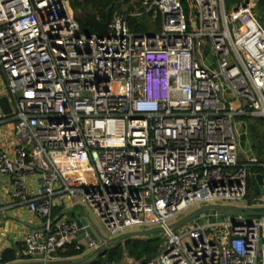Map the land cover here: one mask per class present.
Here are the masks:
<instances>
[{"label": "built area", "instance_id": "2783aa9c", "mask_svg": "<svg viewBox=\"0 0 264 264\" xmlns=\"http://www.w3.org/2000/svg\"><path fill=\"white\" fill-rule=\"evenodd\" d=\"M194 1L187 16L182 0H144L136 14L116 12L106 33L86 34L72 0H0L12 105L0 118V212L23 208L26 222H10L31 228L14 264H50L70 246L105 250L94 217L111 239L163 230L154 259L128 264H264L263 193L252 186L264 164L240 162L236 129L237 118L264 122V22L257 0L230 13L225 0ZM144 17L159 28L133 32L129 19ZM210 205L247 212L172 227ZM77 206L88 224L65 211ZM7 250L1 240L0 264Z\"/></svg>", "mask_w": 264, "mask_h": 264}, {"label": "trees", "instance_id": "16d2710c", "mask_svg": "<svg viewBox=\"0 0 264 264\" xmlns=\"http://www.w3.org/2000/svg\"><path fill=\"white\" fill-rule=\"evenodd\" d=\"M117 1L118 0H72L71 7L73 10H79L81 12L82 28L84 30L86 29L90 30L93 33H96V30L93 27L85 23V18H92L95 20L97 17H99L100 20L104 22L106 21L107 15L109 14L111 15V17H113L116 12L121 15L128 14L119 12V5ZM130 1L131 0H125V3H129ZM240 1L241 0H225L227 9L231 8L233 5ZM182 2L187 16H189L190 12L192 11L196 12V3L194 0H182ZM130 11L133 10L130 8ZM142 19L146 20L145 17ZM139 20L140 19L135 18L129 19L131 30L135 33H146V31H144V28L140 26L142 25V23H140ZM251 131L253 132L252 129ZM258 162L260 164H264V161ZM256 170L258 173L263 174L262 172L264 169L257 168ZM161 245V238H134L125 241L124 244L119 247L112 249L105 248L104 254H102L101 256H93L92 258L91 256H86V258L82 259L81 261L83 262V264H124L126 257H129L136 261H149L154 259L160 253ZM83 253L84 248L77 251L75 250L74 246H70L67 250V253L63 255V257L71 258L75 256H81L83 255ZM15 260V250H10L5 253L4 262L7 263Z\"/></svg>", "mask_w": 264, "mask_h": 264}, {"label": "rangeland", "instance_id": "374dc122", "mask_svg": "<svg viewBox=\"0 0 264 264\" xmlns=\"http://www.w3.org/2000/svg\"><path fill=\"white\" fill-rule=\"evenodd\" d=\"M143 1V0H142ZM142 1L141 0H131L129 3H125V0H118L117 3L119 5V12H123V13H133L136 14L140 11V8L142 6ZM242 1V0H241ZM257 6L254 10V13L257 16H260L262 19L260 20V22H264V0H257ZM130 8L133 11H130ZM75 12V20L77 21V23L80 26V29L83 33H87V34H91L93 32H91L90 30H84L82 28V24H81V17L82 14L79 10H74ZM227 12L230 13V8L227 9ZM140 23H142V28H144V31L149 32L152 30H157L159 28V25H152L151 26V22L149 19L146 18V20L144 19H140L139 20ZM139 23V24H140ZM85 31V32H84ZM97 32V30H96ZM95 33V32H94ZM205 53V54H204ZM203 53V57H204V64L208 67L212 66L214 63V58L212 53L207 49L205 52ZM236 129L238 130L239 133V155H240V160L241 161H248V159L250 160V158L252 159L255 158L258 161H264V122L260 119H250V118H237L236 119ZM251 129L253 130V132L251 131ZM263 175H264V170H263ZM261 199L264 201V194L260 195ZM197 209V207L193 208L190 210V212H192L193 210ZM66 212H68V210H65ZM221 213L223 214L224 212L222 210H210L208 213L213 214V213ZM54 213H56V211L54 210ZM73 213L76 215V220L80 223L83 224H88L85 217H87V211L86 208L82 207V206H77L74 208ZM26 216L24 215H18V221L19 222H26ZM10 218V217H9ZM95 220V224L96 226L101 230V232L103 234H106L107 232L105 231L102 222L94 217ZM184 229L185 227H180L178 230H176V232L178 234H182L184 233ZM91 235L93 236V238H97L96 237V233L95 230L92 228L91 229ZM149 238H161L162 239V244L165 242V234L164 233H158L155 235L150 236ZM124 244V243H123ZM131 258L126 257V261L125 264H128V261Z\"/></svg>", "mask_w": 264, "mask_h": 264}, {"label": "water", "instance_id": "95a60500", "mask_svg": "<svg viewBox=\"0 0 264 264\" xmlns=\"http://www.w3.org/2000/svg\"><path fill=\"white\" fill-rule=\"evenodd\" d=\"M111 21V15H107L106 21L105 22H97L96 20L92 18H85V23L93 27L95 30L106 33L108 30L109 23ZM196 26L194 25V28ZM0 110L3 112L4 115H10L12 113V105L7 97H2L0 98ZM264 185V175L263 174H258L256 177L252 180V186H253V192L255 195H259L260 193L264 194V190H261V186ZM210 210H228V211H236V212H247L246 209L243 208H238L234 206H221V205H210V206H203L200 209L192 212L188 216L184 217L181 221L178 223L174 224L172 227L174 229L179 228L180 226L184 225L185 223L192 221L195 219L197 216L201 215L202 213ZM253 216H261V214H256V213H251ZM94 230L97 234V236L105 242L106 248L107 249H112L119 247L123 245V243L127 240L134 239V238H147L152 235L158 234V233H163V230L160 228H155L151 230H143V231H136V232H130L127 233L119 238H108L104 236L100 230L94 225ZM104 254V249L99 248L92 256H101ZM36 264V263H33ZM50 264H83V262L79 263H74L72 260H61V261H55Z\"/></svg>", "mask_w": 264, "mask_h": 264}, {"label": "crops", "instance_id": "0c3cea01", "mask_svg": "<svg viewBox=\"0 0 264 264\" xmlns=\"http://www.w3.org/2000/svg\"><path fill=\"white\" fill-rule=\"evenodd\" d=\"M2 97H7L9 99L6 78H5L2 70L0 69V98H2ZM2 116H5V115L0 110V118ZM4 128H5L6 132H9L12 129L10 125H8ZM239 158H240V155H239ZM253 159H255V158H253V157H252V159L250 158V160H253ZM250 160L248 159V161H250ZM240 162H247V161H241L240 160ZM7 202H8V200L5 196V191L3 189V182H0V207L4 206ZM73 211H74V208L68 209V214H69L68 216L71 219L76 218V215L73 213ZM59 212H62V210H56V214H58ZM63 212H64V210H63ZM19 214L20 215L22 214V215L28 217L25 214V210L23 208H16L14 210L5 211L3 213L0 212V219H3V223L0 224V242H1V240H3L7 243V245H8L7 251L15 250L17 252L18 247L20 246V239H21L22 235L26 231L31 229L29 227L27 228L24 225H20L19 222L18 223H16V222L11 223L10 222V219H12L14 216L18 217ZM6 219H9V220L7 221ZM29 219H32V217H29ZM4 221H6L7 225H4ZM92 255L93 254H89V255L87 254V255L75 256V257H71V258L60 256V258L62 260H72L74 263H79V262H82L81 260L86 258V256H92ZM16 259H17V256H16ZM59 261H61V260H59ZM125 261H126V259H125ZM7 263L8 264H14V261L7 262ZM124 264H125V262H124Z\"/></svg>", "mask_w": 264, "mask_h": 264}]
</instances>
